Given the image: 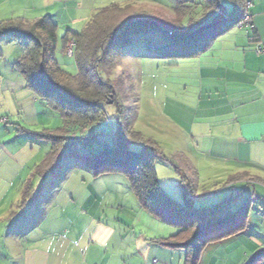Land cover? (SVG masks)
<instances>
[{"label":"rangeland","instance_id":"1","mask_svg":"<svg viewBox=\"0 0 264 264\" xmlns=\"http://www.w3.org/2000/svg\"><path fill=\"white\" fill-rule=\"evenodd\" d=\"M220 1L227 14L238 13L232 0ZM255 1L245 0L252 6ZM190 3L184 4V0H0V22L13 19L17 24L50 17L58 37L62 38L67 31L81 33L98 11L112 4H134L138 9L155 11L168 18H175L177 7L181 6L188 19H195L196 23L205 20L204 6L209 1ZM214 20L215 16L203 21L200 27L205 28ZM222 24L210 27L204 35L218 32ZM232 32L245 34L249 29L231 28L229 33ZM151 38L162 45L158 33ZM142 39L150 41L147 37ZM21 41L9 35L0 37V264H13L11 258L32 240L63 239L79 244L84 250L86 246L96 248L101 242L110 245L129 242L127 238L141 235L152 243L177 234V227L161 222L140 205L126 170L95 175L93 166L84 162L79 153L98 151L96 145L93 149L75 146L73 150L62 146L69 141L58 139L67 137L60 112L38 97L16 69L15 62L24 55ZM197 41L194 50L207 42ZM233 47L232 41H214L205 53L182 59L161 57L153 52L125 53L122 67L115 75L120 76L125 70L138 94L134 102L128 84L117 87L125 108L132 106V109L137 104L132 127L144 139L153 140V146L166 158L155 162L159 183L174 199L184 202V189L194 179L196 210L211 209L239 192L244 195L232 208L241 210L249 201L245 198L253 193L262 196L260 193L264 191L261 185L243 183H261L257 178L244 176L238 180L240 174L254 175L256 171L224 153L222 134L228 126L223 125L232 118V97H229L232 89L222 90L220 85L212 83L231 79L232 60L236 57ZM57 59L65 71L78 74L75 59L62 54L60 47ZM113 98H109L111 102ZM112 109V106L106 109L110 118H114ZM110 128V123L104 125L106 133ZM104 141L109 142L110 137L106 135ZM250 204L242 233L207 243L198 264H252L264 251L261 248L264 201L256 199ZM106 230L113 231L114 236L107 238L108 232L103 235ZM165 250L167 253L170 250L169 263L180 264V255L185 260V250ZM165 256L160 255L158 261L165 264Z\"/></svg>","mask_w":264,"mask_h":264},{"label":"trees","instance_id":"2","mask_svg":"<svg viewBox=\"0 0 264 264\" xmlns=\"http://www.w3.org/2000/svg\"><path fill=\"white\" fill-rule=\"evenodd\" d=\"M190 1L184 0V4H191ZM206 1L210 4L204 6L206 12L203 17L208 20L215 16V20L205 28L200 27L205 20L196 23L195 19H188L187 12L181 6L177 7L175 18H168L155 11L138 9L134 4H112L103 8L81 33L67 31L62 38L58 37L57 27L50 17L17 24H14L13 19L0 22V37L9 35L13 39L22 40L24 55L15 62L16 69L38 97L60 112L67 137L58 139L69 141L62 146L73 150L72 147L75 146L93 149L96 145L98 151L79 153L84 162L93 166L96 176L126 170L132 191L140 205L156 219L178 228L177 234L156 239L154 243L185 250V264H198L207 243L240 235L251 211L249 202L256 199L261 201V197L253 193L245 198L249 201L243 204L241 210L234 209V204L244 195L239 192L211 209L196 210V192L192 179L184 190V202L174 199L159 183L155 169V162L166 158L153 146V140L144 139L132 127L137 104L132 109V106L125 108L119 100L121 94L117 87L125 83L136 102L138 94L135 85L125 70L120 76L115 75L117 69L122 67V55L125 53L153 52L161 57L180 59L205 53L211 48L216 35L227 29L237 28L247 6L245 0H232L239 11L230 15L220 0ZM185 8L188 9L187 6ZM222 17L225 18L220 21ZM221 22L223 24L218 32L209 34L208 37L204 35L206 30L217 27ZM225 23H230V26ZM253 26L252 30L246 27L249 29V41L257 45L256 50L261 44L264 48L254 23ZM156 33L160 35L162 45L151 38ZM190 33L195 34L194 37L187 38ZM145 37L150 41H143L142 38ZM202 38L207 40L205 46L194 50L199 40L195 41L203 40ZM71 42L74 44L71 58L76 61L77 75L65 71L57 59L58 48H61L62 54L67 55V47ZM111 96L114 97L113 102L109 99ZM108 106L114 107V118L109 117L108 110L106 111ZM130 113L133 115H129ZM108 123L111 128L106 133L104 125ZM106 135L110 137L109 142L104 141ZM240 175L237 176L238 180L247 177ZM254 182L251 183L254 185ZM206 236L208 238L202 241ZM257 262L264 263V251L253 259L252 264Z\"/></svg>","mask_w":264,"mask_h":264},{"label":"crops","instance_id":"3","mask_svg":"<svg viewBox=\"0 0 264 264\" xmlns=\"http://www.w3.org/2000/svg\"><path fill=\"white\" fill-rule=\"evenodd\" d=\"M250 14L264 45V0L253 2ZM230 29L222 31L213 40L232 41L236 54L232 60L231 79L212 83L220 85L222 90L232 89L229 97H232L233 114L229 122L223 125L228 126V130L222 134L225 137L224 153L231 154L233 161L252 167L256 174L247 176H257L261 183H254L264 190V53L257 54V45L250 43L248 32L229 33ZM239 166L242 167V164ZM243 183L253 185L247 181ZM260 194V200L264 201V191ZM104 233H107V238L114 236L113 231L106 230ZM127 239L130 241L112 245L101 242L96 248L86 246L84 250L79 244L63 239L55 242L32 240V243L27 242L26 246L20 248L11 260L13 264H154V260H157L156 264H163L158 257L166 255L165 264H172L167 260L168 249L172 248L149 243L143 235ZM185 260L180 255V264H185Z\"/></svg>","mask_w":264,"mask_h":264},{"label":"built area","instance_id":"4","mask_svg":"<svg viewBox=\"0 0 264 264\" xmlns=\"http://www.w3.org/2000/svg\"><path fill=\"white\" fill-rule=\"evenodd\" d=\"M251 8V4H247L246 6V10L244 11L241 19L239 20L238 24H237V28H244V27H248L249 29L252 30V28L254 27L253 26V22H252V17L249 13V9ZM67 55L69 57H72L73 56V53H74V44L71 42L69 43L68 47H67ZM257 54H262L264 53V48L262 47V44L260 47L257 48L256 50ZM157 263V260H154V264Z\"/></svg>","mask_w":264,"mask_h":264},{"label":"water","instance_id":"5","mask_svg":"<svg viewBox=\"0 0 264 264\" xmlns=\"http://www.w3.org/2000/svg\"><path fill=\"white\" fill-rule=\"evenodd\" d=\"M194 35H195V34H190V35L187 36V38H192V37H194ZM184 190H185V189H184ZM185 196H186V194L184 193V198H185Z\"/></svg>","mask_w":264,"mask_h":264}]
</instances>
